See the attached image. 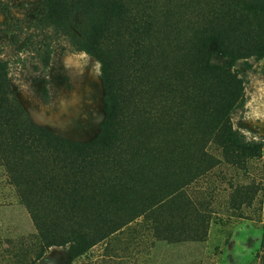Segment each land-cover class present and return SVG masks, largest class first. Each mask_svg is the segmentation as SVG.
Listing matches in <instances>:
<instances>
[{
    "label": "rangeland",
    "instance_id": "obj_1",
    "mask_svg": "<svg viewBox=\"0 0 264 264\" xmlns=\"http://www.w3.org/2000/svg\"><path fill=\"white\" fill-rule=\"evenodd\" d=\"M229 55L239 84L207 72ZM0 60L55 136L90 143L110 113L98 177L118 190L30 210L12 178L51 176L4 152L0 264H261L264 0H0Z\"/></svg>",
    "mask_w": 264,
    "mask_h": 264
},
{
    "label": "trees",
    "instance_id": "obj_2",
    "mask_svg": "<svg viewBox=\"0 0 264 264\" xmlns=\"http://www.w3.org/2000/svg\"><path fill=\"white\" fill-rule=\"evenodd\" d=\"M241 58H247V56H242ZM102 62L103 76L107 81L110 74L108 64L106 63L105 65L104 61ZM234 62L236 60L233 59L232 55H229L224 64L211 65L206 63L205 66L208 73L239 84V73ZM0 74H3V76H0V155L6 152L11 160L10 155L13 158L24 156L29 160L27 163L30 164L33 161L40 172L51 176L46 181L44 176L41 175L40 178L35 180L27 178L21 183L17 181L18 177L16 174L12 178L16 186L20 187L19 194L29 209L34 210L35 208L34 198L30 195L38 196L46 192L48 194L51 193L55 197V205L60 210H62L64 199H68L69 195L84 198L80 199V203L85 202L86 205V195L91 196L92 199L96 195V190L105 188L107 185L111 189L109 190L110 194L112 196L116 195L118 190H116L115 183L107 182L104 176L102 178L98 177V173L103 174L104 171L102 165H100L103 151L108 145L110 137L114 135L112 130L115 125V119L110 113L106 122L102 125L99 136L92 142L83 144L65 140L51 134L42 127H37L31 122L17 101L11 83L7 78L5 63L1 60ZM236 99H230V105H233ZM223 117L218 122V125L224 126L228 123V120H225L226 113H224ZM232 137L233 134H229L231 141L228 142H233ZM198 154L203 158L210 159V156L203 148H200ZM105 181L108 184H105ZM126 184V182H122L118 185L125 186ZM75 203L76 200L74 205ZM110 203L108 204L112 205L113 209L114 203L111 200ZM62 216L64 215L62 214ZM73 233L76 234V231H73ZM56 244L58 243L53 238L42 239V250L38 254L37 259L43 255L46 248ZM262 247H264V240ZM261 264H264V255L261 258Z\"/></svg>",
    "mask_w": 264,
    "mask_h": 264
},
{
    "label": "crops",
    "instance_id": "obj_3",
    "mask_svg": "<svg viewBox=\"0 0 264 264\" xmlns=\"http://www.w3.org/2000/svg\"><path fill=\"white\" fill-rule=\"evenodd\" d=\"M263 215H264V208H263ZM237 243H238V240L235 239L233 246H234V247H237V246H236ZM230 262H231V260H230Z\"/></svg>",
    "mask_w": 264,
    "mask_h": 264
}]
</instances>
